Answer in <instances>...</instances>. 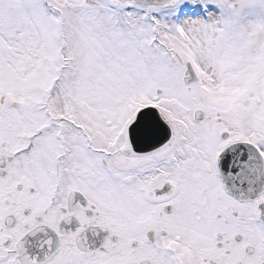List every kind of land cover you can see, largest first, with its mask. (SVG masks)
Returning <instances> with one entry per match:
<instances>
[{
	"label": "snow or ice",
	"instance_id": "obj_1",
	"mask_svg": "<svg viewBox=\"0 0 264 264\" xmlns=\"http://www.w3.org/2000/svg\"><path fill=\"white\" fill-rule=\"evenodd\" d=\"M0 264H264V0H0Z\"/></svg>",
	"mask_w": 264,
	"mask_h": 264
}]
</instances>
